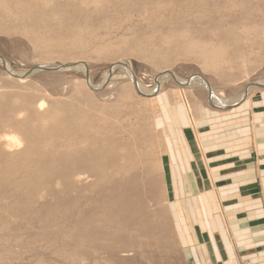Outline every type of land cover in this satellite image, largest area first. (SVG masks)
Here are the masks:
<instances>
[{
    "label": "rangeland",
    "instance_id": "1",
    "mask_svg": "<svg viewBox=\"0 0 264 264\" xmlns=\"http://www.w3.org/2000/svg\"><path fill=\"white\" fill-rule=\"evenodd\" d=\"M75 1L55 0V5L63 7L64 14L70 15L66 19L72 17L70 19L75 23L77 21V24H84L85 19L99 23L103 16L111 20H122L123 16H129L131 20L123 22V27L110 30L111 36H103L102 41L97 40L114 43L124 38L125 48L117 49V52L114 49L116 53L111 51L98 54L93 47L85 48L83 54L76 48L72 50V47L71 50H62L57 46L41 47L43 50L30 40V34L24 36L21 30L15 28L18 25L21 28L30 27L28 18L33 19V13L22 19L24 21L0 20V56L11 71L25 74L41 63L60 66L67 59L69 62L77 53L87 68L41 70L19 79L6 73V66L0 61V121L5 119L0 122V135L8 132L6 130L12 131V128L19 127L21 133L26 132L22 134L26 140L30 139L24 143L25 148L29 147V154L16 155L19 150L16 149L12 152L15 158L10 151L7 150L10 156L6 153L4 145H1L4 140L0 137V264H198L194 248L197 251L199 244L196 241L195 247L191 244L195 234V223L191 221L194 216L189 214L187 205H184L189 199L183 200L185 197L181 198L179 194L191 186L185 175L191 166L172 172L169 151L166 150V142L170 141L159 106L145 97L147 95L138 92L139 89L124 67L114 66L110 73L107 70L115 60L121 59L129 63L143 87H156L155 79H159V71L164 65L157 56L154 60L147 57L144 51L141 52V47L152 35L153 44H160V35L166 32L148 33L151 30L148 27L149 19L160 16L162 22L167 20L159 24L163 27L162 31L169 26L180 29L179 26L186 24L190 32L201 41H213L216 45L225 42L226 58L234 60L230 67L211 72L193 57L173 61V56L168 71L174 72L185 82L195 78L204 79L216 92L222 91L227 98H233L243 93L251 82L264 80V38L245 39L246 28L255 29L259 34L264 25L211 27L217 20L226 26L241 22L245 9L249 13L246 15L253 17L252 20L256 17L255 20L259 22L261 19L260 23L264 24V0H102L98 5L85 0ZM121 3L126 6L125 12L114 13L119 10ZM145 12H149L152 17ZM125 13L128 15H123ZM34 14V17L40 15L36 11ZM129 25H133L134 29L126 32L124 29ZM134 49L139 52L135 50L133 53ZM60 50L66 54L61 52L62 55ZM170 50L173 53L174 48L170 46ZM47 52L56 55L46 61L42 55ZM86 73L88 78H85ZM106 74L111 79L105 83ZM89 81L101 89L95 91L97 89L89 87ZM183 84L169 76L162 81L160 91L170 98L169 109L177 101L184 107L180 109L190 125L183 126L180 132L184 141L189 143L191 156L194 151L186 133L192 132L198 136V144L196 142L195 145L200 155L199 128H204V122L196 127L194 115L204 108L211 109L209 91L205 86ZM38 109L39 113L47 109L49 118H59L69 125L85 122L86 128L92 127L97 133L93 140L96 153L88 158L83 157L82 149L73 151L76 139L72 140L60 131V126L64 127L65 122L61 124L58 121L57 127L53 124L40 128L43 133L39 131L38 138L28 133L30 125L41 115L37 113ZM20 116L24 119L26 117L27 123L24 125L30 127L22 128L18 125L17 121L22 119ZM216 120L209 119L206 123L215 129L220 119ZM168 123L171 125L170 121ZM69 125L65 124V127ZM137 125L139 128H136ZM50 126L55 129L52 128V131ZM4 129L6 132L2 131ZM57 129L59 132H55ZM30 141L37 142L32 144ZM161 158L164 170L160 165ZM172 162L176 163V158ZM176 172H179L178 176ZM176 204L180 210L177 214L174 209ZM196 217L202 219L203 214L197 212Z\"/></svg>",
    "mask_w": 264,
    "mask_h": 264
},
{
    "label": "bare ground",
    "instance_id": "2",
    "mask_svg": "<svg viewBox=\"0 0 264 264\" xmlns=\"http://www.w3.org/2000/svg\"><path fill=\"white\" fill-rule=\"evenodd\" d=\"M102 0H85V2H92V3H95V5H98L99 3H101ZM109 1V0H107ZM57 2V0H56ZM61 2V1H60ZM72 2V1H71ZM73 2H77L75 0H73ZM68 3V2H67ZM104 3V1H103ZM64 4V3H63ZM62 4V5H63ZM79 3H77L76 5L78 6ZM105 4V3H104ZM103 4V5H104ZM122 4V3H121ZM75 5V6H76ZM82 5V4H81ZM90 5V4H89ZM102 5V6H103ZM119 5V4H118ZM84 6V5H83ZM93 6V5H91ZM121 7L119 8V10H115L114 13L116 14H120V13H124L125 12V5L122 4L120 5ZM61 7V6H60ZM58 5H55V0H0V20H6L7 22H10V21H18V20H21V21H24L22 19H25L26 17H29V14L31 15L33 13V19H30V22H31V26L27 27H23L22 28L18 25L16 26L15 28H18L19 31L21 30L22 34H30V40L32 42L35 43V46L39 49H43V48H46V47H59V48H62V50L64 49H67V48H70L68 50H71V47H72V50L74 48L77 49V50H80L81 51V54H83L85 52V48H92L94 49L95 53L97 52V54L99 52H111V51H114V49L116 50L117 52V49L119 50H122L124 49L125 47L123 45L126 44V41L125 40H120L119 42L117 43H112L110 41L108 42H101V38H104L103 36H111L112 35V32L110 30H113L114 29H118L119 27L122 26V23L123 22H127L131 19H129V16H121L122 20H111V19H106L105 16H103L104 18L101 19L100 18V21L99 23H95L93 22V20L91 19H85V22L84 24H77V21L76 23L73 22V19L71 20L70 17L69 19H66V16L68 14H64V10L62 8H60ZM81 7V6H80ZM99 7V6H98ZM97 7V8H98ZM67 8V7H66ZM96 8V7H95ZM104 8V7H103ZM109 7H107L108 9ZM116 8V7H115ZM65 9V8H64ZM75 9V8H74ZM81 9V8H80ZM84 9V8H83ZM86 9V8H85ZM93 9V8H92ZM106 9V8H105ZM106 9V10H107ZM110 9V8H109ZM89 10V9H88ZM91 10V9H90ZM89 10V11H90ZM95 11H97L96 9H94ZM93 10V11H94ZM38 12V15L37 17H34V13ZM75 11V10H73ZM103 11V10H102ZM105 11V10H104ZM109 11V10H108ZM146 11V9H145ZM86 12V11H85ZM98 12V11H97ZM101 12V11H100ZM69 13V12H68ZM83 13V11H82ZM88 13V12H87ZM104 13V12H103ZM149 17H152L151 15H149V12H145ZM151 13H154L153 11H151ZM248 13L247 9L243 10V16H244V19L242 18L241 19V22L235 24V23H231V25H223L222 22L220 20H217L215 22V24L213 25V27H211L212 29H216V28H231V27H246V26H260V25H264L263 23H260L261 19L259 20V22L256 19V17H254L255 19H253V17L248 16L246 15ZM92 14V13H91ZM90 14V15H91ZM97 14V13H96ZM107 14V13H106ZM249 14V13H248ZM86 15V14H85ZM104 15V14H103ZM109 15V14H108ZM106 15V16H108ZM123 15H128V13H125ZM146 15V16H147ZM153 17L155 16L154 14H152ZM36 16V15H35ZM70 16V15H68ZM97 16V15H96ZM147 16V17H148ZM89 18L91 16H88ZM163 17V16H162ZM74 18V17H73ZM97 18V17H96ZM110 18V17H109ZM120 18V17H118ZM157 18V19H156ZM247 18V19H246ZM248 20L247 21H245ZM249 19H251V21H249ZM95 20V19H94ZM143 20V19H142ZM150 22H149V25L148 27L151 28L150 32L148 33H158V32H166L165 34H161L160 35V44H158V46H156L155 44H153V35L151 37H149V39L147 41H144L143 42V45L140 44L139 46L142 45L141 47V52L143 53V51L146 53V56L149 57V58H152L154 60V57H159V62H162L163 65H164V68L159 71V73H161L158 77L159 79H155V81L157 82L156 84V87L155 88H145L142 86V84L140 82H138L137 78L134 76V73L132 72V69L130 70V68H126L122 63L129 65V63L121 60V59H117L114 61V64L112 65V67L110 68V71L114 69V66H121V67H124L126 70H127V73H128V76L132 79L133 83L135 84V86L139 89L138 92H140L141 94H144V95H147L145 97H148V99L151 101V102H155L157 106H159L160 108V113L162 114L163 116V119L164 121L166 122L165 125H166V133H167V136L169 138V141H170V145H166V150L169 151V161H170V165H171V170L172 172L174 173L175 171H182L183 170V167H186V166H189L190 168V164L187 162V161H190L188 159H190L192 156H191V153L189 152V149L187 147V143L186 141H184L183 139V135H181V132L180 130L182 129V127L187 124V125H190L187 123V120H186V117L185 115L181 112V109L180 107H183L180 103V101H177L175 102L173 105H172V109L170 107L169 109V106H168V101L170 100V98L168 96H166L164 93H162L160 90H161V85H162V81L164 79H166L167 77H173V79H175L177 82H179L181 85L184 83V84H197V85H201V86H205L207 88V90L209 91V101H210V105L213 106V110L212 109V113H218L219 110H223V109H232L234 107H237L239 105H241V103H243L244 101L248 100V98L253 95L254 92L256 91H264V80L262 81H259V82H251L246 90L237 95V96H233V98H227L226 95H224V93L222 91H218L216 92L215 90H213L211 84L206 81V80H202V79H191L189 80L188 82H185L183 80H181V78L179 76H177L174 72H169L168 70H170L168 67L171 65L170 61L172 59V57L174 56L173 58V61L174 60H178L180 58H184V59H187L188 57H193L196 61H200V64L203 68H205L206 70L208 71H211V72H217V71H220L222 69H224L225 67H230V65L232 64V62H234V60L232 59H229V58H226V51H227V47L225 46V42L224 43H220L219 45H216L215 42H207V41H204V40H199L197 39L192 32H190L189 28L187 27L186 24L182 25V26H179L181 27L180 29H178L176 26V28L174 27H168L166 30L162 31V28L160 27V23H163L162 22V18H160V16H157L155 17V19H149ZM147 20V21H149ZM152 20V21H151ZM28 21V20H26ZM75 21V20H74ZM167 21V20H166ZM166 21L164 23H166ZM171 21V20H170ZM245 21V22H244ZM2 22V21H1ZM0 22V24H1ZM5 22V21H3ZM30 22L28 25H30ZM97 22V21H96ZM258 22V23H257ZM18 23H22V22H18ZM129 23V22H128ZM174 23V22H173ZM8 24H11V23H8ZM142 24V23H141ZM169 24V22L167 23ZM183 24V23H182ZM24 25H25V22H24ZM134 25V24H133ZM132 25V26H133ZM5 26V25H4ZM8 26V25H7ZM14 26V25H13ZM131 25L127 26V29L125 27V31L128 32V31H131L133 28ZM168 26V25H167ZM173 26V25H172ZM123 27V26H122ZM135 27V26H134ZM143 27V26H142ZM210 28V29H211ZM9 29H11V27H9ZM128 29H131V30H128ZM134 29V28H133ZM140 29V28H139ZM104 30V32H103ZM120 30V29H119ZM1 31V30H0ZM106 31V32H105ZM124 31V32H125ZM134 32V31H133ZM257 30L255 29H250V28H246V34H245V39L248 40V39H254L255 37H259V38H264V27H262L259 31V34H257ZM20 33V32H19ZM145 33V32H144ZM114 34V33H113ZM125 35V33H122ZM132 34V33H131ZM25 36V35H24ZM119 36V35H118ZM135 36V35H134ZM28 37V36H27ZM116 37V36H115ZM114 37V38H115ZM113 38V37H112ZM127 38V37H126ZM101 40L100 42H98L97 40ZM111 39V38H110ZM120 39V38H119ZM118 40V39H117ZM113 41V40H112ZM94 42H97L98 44H94ZM128 42V41H127ZM139 42V41H137ZM34 46V45H33ZM127 46V45H126ZM138 46V48H139ZM170 46H172L174 48L173 50V53H170L172 50H170ZM43 47V48H41ZM137 47V46H136ZM54 49V48H53ZM129 49V48H128ZM44 50V49H43ZM50 50V48H49ZM68 50L66 52H68ZM126 50V49H125ZM125 50L123 52H125ZM137 50V49H134L133 50V53L134 51ZM140 50V49H139ZM175 50H179L178 52H176ZM41 51V50H40ZM52 51V49H51ZM127 51V50H126ZM129 51V50H128ZM138 51V50H137ZM61 52H64V51H61L60 50V53ZM71 51H69L70 53ZM79 52V51H78ZM115 52V51H114ZM115 52V53H116ZM131 52V50H130ZM139 52V51H138ZM181 52V53H180ZM54 53V51H53ZM65 53V52H64ZM72 53V52H71ZM77 53V52H76ZM41 54V53H40ZM62 55H64L63 53H61ZM66 54V53H65ZM78 54V56H76ZM76 55H74L75 57H73L69 62H68V59L66 62L62 63V65H65V64H68V65H71L70 67H68L69 69L70 68H77V69H84L86 70V65L81 61L80 59V56H79V53H77ZM109 54V53H108ZM112 54V53H111ZM123 54V53H122ZM138 54V53H137ZM52 52L50 53H46V54H43L42 56L44 57V59L47 61L49 58L52 57ZM56 55V53H55ZM54 55V56H55ZM85 55V54H84ZM103 55V54H102ZM142 55V54H141ZM159 55V56H158ZM53 56V57H54ZM109 56V55H107ZM63 57V56H62ZM156 57V58H157ZM178 58V59H177ZM52 60V59H51ZM66 60V59H65ZM0 61L4 64V66H6V70L7 72L11 73V74H15L16 76H13V77H16V78H19L21 79L19 76H22L24 74H19V73H16L14 71H11L9 66L7 65L6 61L4 60L3 57L0 56ZM158 61V60H157ZM156 61V62H157ZM151 62V60H150ZM40 66H47V67H56V66H52L50 64H45V63H41ZM167 70V71H166ZM109 71V73H110ZM225 71V70H224ZM6 72V73H7ZM223 72V71H221ZM87 74V73H86ZM85 74V78L87 76L88 78V75ZM11 76V75H10ZM11 76V77H12ZM26 78V77H24ZM111 78L109 77V74L107 76V74L105 75V83L107 80H110ZM183 84V85H184ZM89 87L93 88V89H101V88H97L96 86L94 87V85H92V83L89 81ZM101 87V86H100ZM96 91V90H95ZM99 91V90H98ZM1 93V92H0ZM175 94V93H174ZM5 95V94H4ZM7 96V95H6ZM4 96V97H6ZM121 99V98H120ZM3 101V99H2ZM20 102V101H19ZM43 102V101H42ZM3 103V102H2ZM21 103V102H20ZM23 103V102H22ZM1 104V103H0ZM35 104V103H34ZM42 104V103H41ZM41 104H40V107H41ZM152 104V103H151ZM16 105V104H15ZM14 105V106H15ZM18 105V104H17ZM30 105V104H29ZM37 105V104H36ZM39 105V104H38ZM43 105V104H42ZM123 105V104H122ZM154 105V104H153ZM165 107V112L163 111V107ZM7 106V105H6ZM155 106V105H154ZM155 106V107H157ZM171 106V105H170ZM9 107V106H8ZM13 107V106H12ZM17 107V106H16ZM29 107V106H28ZM40 107L38 106V108L40 109ZM19 108V107H17ZM32 108V107H31ZM42 108V107H41ZM184 108V107H183ZM39 109H38V112L39 113ZM49 109V108H48ZM129 109V108H128ZM12 110V109H11ZM14 110V109H13ZM135 110V109H134ZM158 110V108H157ZM185 110V109H184ZM9 111V110H8ZM22 111V110H21ZM24 111V110H23ZM34 111V110H33ZM42 111V110H41ZM48 110L45 109L43 110L41 113V115L38 116V119H36L35 123H32V125H26L27 127L29 126L30 128L28 129V133L34 135L36 138H38L40 135L38 134V132L40 131V128L44 129L47 125H53L55 124L54 126H56L57 122L60 121L59 118L58 120H55L54 118H49L48 117ZM199 111V109H198ZM214 111V112H213ZM138 112H141V111H137ZM10 113V112H9ZM24 113V112H23ZM35 113V112H34ZM36 113V114H37ZM187 113V112H186ZM210 113L209 112V108H204L202 110H200L197 115H194V119L196 120V118H199L200 116L201 117H204V115H208ZM22 114V113H20ZM26 115V113H24ZM131 114V113H130ZM8 115V114H7ZM23 115V116H25ZM51 115V114H50ZM139 115V114H138ZM9 116V115H8ZM15 116V115H14ZM13 116V117H14ZM23 116H20V118H22L20 121H17L19 122L18 125H20V127H26L24 124L27 123L26 122V117L24 119ZM18 117V116H17ZM5 118V117H4ZM7 118V117H6ZM13 119V118H12ZM2 120H5V119H2ZM1 120V121H2ZM14 120V119H13ZM19 120V119H18ZM32 120V119H31ZM49 120H53V122L49 121ZM62 120V119H61ZM0 121V122H1ZM33 121V122H34ZM55 121V123H54ZM114 121V120H113ZM160 121H161V124H163V121L161 120L160 118ZM171 123V125H169V122ZM16 122V123H17ZM61 122V121H60ZM59 122V123H60ZM62 122H65L64 120ZM61 122V124H62ZM134 122V121H133ZM158 122V121H157ZM4 122H2L3 124ZM51 123V124H49ZM85 123V122H84ZM81 124L80 123L77 125H69V123H66L65 124H68L70 127H65V124H64V127L60 126V131L62 133H64L65 135H67L69 138H72V140H75L76 139V142H75V146L73 148V151L74 149L77 150V149H82L84 150L81 151L83 152V157H88L89 155L91 154H95L96 153V149H95V143H94V138H95V132L94 130L90 128H86L85 125ZM126 123V122H125ZM132 123V122H131ZM195 124L197 123V120L196 122H194ZM7 124V123H5ZM1 125V124H0ZM8 125V124H7ZM6 125V126H7ZM14 125V124H13ZM45 125V126H43ZM131 125V124H130ZM129 125V126H130ZM144 125V124H143ZM49 129H52L54 127H51ZM58 126V125H57ZM56 126V127H57ZM72 126V127H71ZM135 126V125H134ZM138 126V125H137ZM10 127V126H9ZM142 127V125H141ZM15 128V127H14ZM21 128V129H22ZM132 128V127H130ZM136 128H139L136 127ZM135 128V129H136ZM176 134L174 135V130H176ZM7 129H9L7 127ZM55 129V128H54ZM59 129V128H58ZM57 129V131L55 130V132H59ZM134 129V130H135ZM146 129V128H145ZM11 130V129H10ZM10 130H6L8 132L4 130L2 131H5L6 133L4 134H1L0 137L2 138V140H4V144H1V145H4V150L6 151V153L9 154L8 151L11 152V155L14 154L13 156H15V153H12V152H15L16 149H19L16 151V155L19 154V155H24V156H27L30 152V150L28 149V145L25 144V146H27L28 148H25L24 147V143L29 139L26 140V138L24 137V131H20V128H16V129H13L12 128V131ZM25 130V128H24ZM27 131V130H26ZM50 132V130H48ZM53 131V129H52ZM24 132V133H23ZM41 133H43L42 131H40ZM97 132V131H96ZM40 133V134H41ZM47 133V132H46ZM74 133L76 135H74ZM51 134V133H50ZM55 134V133H53ZM178 134V135H177ZM27 137V134L25 135ZM32 136V138L34 137ZM66 136V138H68ZM74 136H76V138H73ZM31 138V139H32ZM35 138V139H36ZM63 138H65L63 136ZM69 138L67 140H69ZM34 139V138H33ZM32 139V140H33ZM51 139V138H50ZM30 140V139H29ZM37 140V139H36ZM44 140V139H43ZM47 140V139H46ZM52 140V139H51ZM55 140V139H54ZM132 140V139H131ZM186 140V139H185ZM1 141V139H0ZM41 141V140H40ZM71 141V140H70ZM32 142V141H30ZM34 142H37V141H34ZM32 142V144L34 143ZM50 142V141H49ZM134 142V141H133ZM27 143V142H26ZM29 143V142H28ZM44 143V141H43ZM74 143V142H73ZM168 143V141L166 142ZM42 144V143H41ZM66 144V143H65ZM69 144V143H68ZM132 144V143H131ZM31 146V144H29ZM35 145V144H34ZM44 145V144H43ZM50 145V144H49ZM70 145V144H69ZM65 146V145H64ZM131 146V145H130ZM134 145H132L133 147ZM23 147V148H22ZM69 147V146H67ZM43 148V147H42ZM62 148V147H61ZM70 148V147H69ZM134 148V147H133ZM63 149V148H62ZM67 150V149H66ZM72 151V149H71ZM87 151V152H86ZM4 152V151H3ZM62 152V151H60ZM80 152V150H79ZM78 152V153H79ZM36 153V152H35ZM61 154V153H60ZM80 154V153H79ZM2 155V154H1ZM18 155V156H19ZM31 155V154H30ZM74 155V154H73ZM72 155V156H73ZM10 156V154H9ZM106 156V155H105ZM108 156V154H107ZM6 157V156H5ZM23 157V156H22ZM82 157V156H81ZM80 157V158H81ZM166 157V156H165ZM4 158V157H3ZM9 159L11 157H8ZM16 158V156H15ZM61 158V157H60ZM78 158V157H77ZM76 158V159H77ZM89 158V157H88ZM87 158V159H88ZM110 158V157H109ZM176 158V163L172 162L173 160H175ZM13 159V158H11ZM19 159V158H18ZM65 159V158H64ZM67 159V158H66ZM86 159V160H87ZM104 159V157L102 158V160ZM107 159V157H106ZM7 160V159H6ZM22 161V158L20 159ZM55 160V159H54ZM80 160V159H79ZM84 160V159H83ZM124 160V159H123ZM122 160V162H123ZM5 161V160H4ZM77 161V160H76ZM82 161V160H81ZM88 161V160H87ZM6 162V161H5ZM60 162V161H59ZM62 162V161H61ZM110 162V161H109ZM127 162V161H126ZM74 163V162H73ZM81 163V162H80ZM124 163V162H123ZM122 163V165H123ZM128 163V162H127ZM126 163V164H127ZM75 164V163H74ZM125 164V165H126ZM129 164V163H128ZM163 162H162V158L160 159V165L162 166V170H164V165H162ZM168 164V165H169ZM66 165V164H65ZM73 165V164H72ZM72 165H71V168H72ZM132 165V164H130ZM75 166V165H74ZM73 166V167H74ZM106 166V165H105ZM129 166V165H126V167ZM26 167V166H25ZM123 167V166H122ZM131 167V166H130ZM113 168V167H112ZM119 168V167H118ZM68 169V168H67ZM130 169V168H128ZM91 170V169H90ZM106 170V169H105ZM120 170V168L118 169ZM188 170V168L186 169ZM74 171V170H73ZM73 171H70V172H73ZM93 171V170H92ZM127 171V170H126ZM125 171V172H126ZM78 173V172H77ZM114 173V172H113ZM177 173V176H178V173L179 172H176ZM70 174V173H69ZM102 174V173H101ZM71 175V174H70ZM73 176H78L77 174L75 173H72ZM72 176V178H74ZM82 176V175H81ZM76 178V177H75ZM78 178V177H77ZM80 178V177H79ZM81 179V178H80ZM79 179V180H80ZM181 191V190H179ZM192 203H190L189 200H186V203H184V205L186 206L187 205V208H188V212L189 214H193L194 217H192L193 219H191V221L193 220V222H198L200 224H205L203 221H201V219H199L198 217H196V214H197V211L192 207L191 205ZM181 205V204H180ZM197 205V204H196ZM198 207V206H197ZM174 209H176V214L180 211L178 209V204L174 205ZM179 210V211H178ZM196 212V213H195ZM179 216V214H178ZM179 219V218H178ZM185 224V223H184ZM197 225V224H196ZM185 226V225H184ZM207 226V225H206ZM196 230V229H195ZM203 235V234H202ZM219 239V238H218Z\"/></svg>",
    "mask_w": 264,
    "mask_h": 264
},
{
    "label": "crops",
    "instance_id": "3",
    "mask_svg": "<svg viewBox=\"0 0 264 264\" xmlns=\"http://www.w3.org/2000/svg\"><path fill=\"white\" fill-rule=\"evenodd\" d=\"M212 109L196 118V127L204 122L200 155L197 135L186 133L194 151L185 174L191 186L179 194L205 223L195 222L191 244H199L198 264H264V91L232 109ZM209 119H220L215 129Z\"/></svg>",
    "mask_w": 264,
    "mask_h": 264
},
{
    "label": "water",
    "instance_id": "4",
    "mask_svg": "<svg viewBox=\"0 0 264 264\" xmlns=\"http://www.w3.org/2000/svg\"><path fill=\"white\" fill-rule=\"evenodd\" d=\"M126 68H130L128 65H126V64H124V63H122ZM71 65H68V64H65V65H60V66H56V67H47V66H36V67H33V68H31V69H29V70H27V72L24 74V75H22V76H19L20 78H24V77H27V75L28 74H30V73H32V72H35V71H41V70H44V71H56V70H59V69H64V68H68V67H70ZM110 68L111 67H109L108 68V70H107V72L109 73V71H110ZM130 70H131V68H130ZM7 72V71H6ZM9 75H13V76H16L15 74H11V73H9V72H7ZM87 75V74H86ZM17 77V76H16ZM86 78H87V76H86ZM98 90H100V89H98ZM98 90H96V91H98Z\"/></svg>",
    "mask_w": 264,
    "mask_h": 264
},
{
    "label": "built area",
    "instance_id": "5",
    "mask_svg": "<svg viewBox=\"0 0 264 264\" xmlns=\"http://www.w3.org/2000/svg\"><path fill=\"white\" fill-rule=\"evenodd\" d=\"M241 264H256V263H254V262H249L247 259H245V260H243L242 262H241Z\"/></svg>",
    "mask_w": 264,
    "mask_h": 264
}]
</instances>
